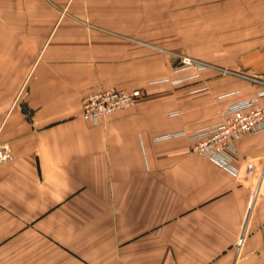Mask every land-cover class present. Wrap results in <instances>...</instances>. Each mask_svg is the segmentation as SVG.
I'll return each mask as SVG.
<instances>
[{
	"label": "crops",
	"instance_id": "crops-1",
	"mask_svg": "<svg viewBox=\"0 0 264 264\" xmlns=\"http://www.w3.org/2000/svg\"><path fill=\"white\" fill-rule=\"evenodd\" d=\"M106 89L143 97L94 125ZM251 99L264 0H0V264H264V176L235 178L264 132L229 167L188 140Z\"/></svg>",
	"mask_w": 264,
	"mask_h": 264
},
{
	"label": "built area",
	"instance_id": "built-area-1",
	"mask_svg": "<svg viewBox=\"0 0 264 264\" xmlns=\"http://www.w3.org/2000/svg\"><path fill=\"white\" fill-rule=\"evenodd\" d=\"M180 58L183 67L195 73L207 67L205 63L192 58L185 56ZM142 97L143 94L139 90H96L81 101V116L86 121L98 125L114 113L133 107ZM255 102L256 99H251L229 106L220 113L218 123L189 136L191 153L220 166L229 167L235 153V143L244 135L264 132V106L255 105ZM9 157V149L0 147V162L6 161ZM240 162L242 170L235 171V178L240 183H246L248 190L253 193L263 181L264 156L260 159L244 157ZM243 240L242 235L238 239L237 247L242 245Z\"/></svg>",
	"mask_w": 264,
	"mask_h": 264
},
{
	"label": "rangeland",
	"instance_id": "rangeland-1",
	"mask_svg": "<svg viewBox=\"0 0 264 264\" xmlns=\"http://www.w3.org/2000/svg\"><path fill=\"white\" fill-rule=\"evenodd\" d=\"M181 56H185V55H174V57L176 58V60L178 61V67H177V71H179V70H184L185 68L183 67V65L181 64ZM185 57H188V56H185ZM189 58H191V57H189ZM193 59V58H192ZM194 60H196V59H194ZM198 61V60H197ZM199 62H201V61H199ZM203 63V62H202ZM186 70H191V69H186ZM193 71V70H192ZM202 71V70H201ZM200 72V71H199ZM140 91V90H139Z\"/></svg>",
	"mask_w": 264,
	"mask_h": 264
}]
</instances>
